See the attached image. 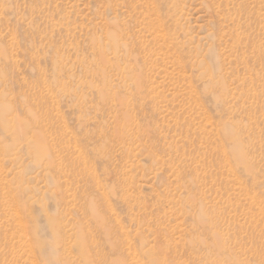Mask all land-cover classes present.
<instances>
[{
  "label": "rangeland",
  "instance_id": "obj_1",
  "mask_svg": "<svg viewBox=\"0 0 264 264\" xmlns=\"http://www.w3.org/2000/svg\"><path fill=\"white\" fill-rule=\"evenodd\" d=\"M0 264H264V0H0Z\"/></svg>",
  "mask_w": 264,
  "mask_h": 264
}]
</instances>
